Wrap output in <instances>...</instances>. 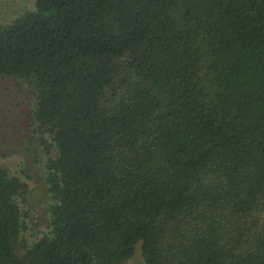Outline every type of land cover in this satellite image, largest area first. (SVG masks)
Segmentation results:
<instances>
[{
  "label": "trees",
  "instance_id": "16d2710c",
  "mask_svg": "<svg viewBox=\"0 0 264 264\" xmlns=\"http://www.w3.org/2000/svg\"><path fill=\"white\" fill-rule=\"evenodd\" d=\"M0 76L35 92L51 202L29 243L0 164V264H264V0H35Z\"/></svg>",
  "mask_w": 264,
  "mask_h": 264
},
{
  "label": "rangeland",
  "instance_id": "374dc122",
  "mask_svg": "<svg viewBox=\"0 0 264 264\" xmlns=\"http://www.w3.org/2000/svg\"><path fill=\"white\" fill-rule=\"evenodd\" d=\"M34 8L35 0H0V22L8 23L22 11ZM35 107L36 96L31 87L25 83L19 86L11 78L0 76V164L28 187L19 202L25 211L23 236L29 243L49 231L51 205L45 183L48 156L35 140L30 125ZM129 264H145L140 252Z\"/></svg>",
  "mask_w": 264,
  "mask_h": 264
}]
</instances>
